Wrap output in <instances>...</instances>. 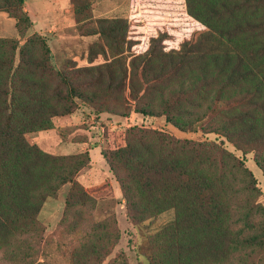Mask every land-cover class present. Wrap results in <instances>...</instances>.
Returning <instances> with one entry per match:
<instances>
[{
	"label": "trees",
	"instance_id": "16d2710c",
	"mask_svg": "<svg viewBox=\"0 0 264 264\" xmlns=\"http://www.w3.org/2000/svg\"><path fill=\"white\" fill-rule=\"evenodd\" d=\"M24 3L0 0L19 35L0 38V251L14 249L13 257L24 247L23 259L31 258L28 251L44 239L39 215L66 185L64 219L74 217L71 226L83 229L69 264H105L119 243L115 219L95 222L97 200L76 181L89 153L53 155L29 139L73 114L77 100L97 114L162 119L180 132L216 134L244 156L253 153L264 173V0H185L188 18L203 30L172 48L162 27L149 38L131 37L122 18L90 27L91 1L72 0L82 35L100 42L89 51L90 66L69 74L55 68L46 39L30 35ZM146 38L143 52L134 53ZM121 142L102 156L129 220L140 225L175 214L149 239L144 264H234L241 251L246 257L239 264H249L253 255L264 256V206L252 203L242 179L251 174L233 153L215 141L138 127L124 131ZM25 264L51 263L35 257Z\"/></svg>",
	"mask_w": 264,
	"mask_h": 264
},
{
	"label": "rangeland",
	"instance_id": "374dc122",
	"mask_svg": "<svg viewBox=\"0 0 264 264\" xmlns=\"http://www.w3.org/2000/svg\"><path fill=\"white\" fill-rule=\"evenodd\" d=\"M90 1L92 22L88 26H96L94 21L98 19L122 18L130 22L131 37L140 34L148 38L157 33L156 29L160 32L158 27H162L170 34L169 48L177 47L182 41L195 37L203 30L199 24L188 18L185 0H139V4L135 3L133 12L126 10L119 13L99 11L94 8L93 1ZM23 7L33 22L30 35L38 34L46 39L57 70L69 74L90 66L89 51L95 43L100 42V38L82 35L81 27L84 23L76 21L72 0H25ZM140 10L142 13H139ZM18 36L16 21L5 13V18L0 19V38ZM143 41L140 47L135 48L134 53L143 52L148 40L146 38L141 40ZM77 105L78 108L73 114L54 119L53 130L32 133L29 139L44 152L53 155L89 153L91 162L77 175L76 181L97 200V208L93 213L94 221L115 219L116 230L120 234V241L105 264L146 263L150 255L149 239L172 223L175 217L174 211H169L140 225H134L129 220L120 186L102 156L103 151L122 144L124 131L128 129L136 127L155 129L179 140L193 142L215 141L243 162L242 167L251 174L250 178H242L243 184L250 186L251 191L249 190L248 194L253 196L251 201L253 204L264 206V173L255 163L253 153L244 156L232 144L216 134L180 132L162 119L138 115H131L126 119L111 114H97L90 105L79 100ZM69 191L70 185H66L56 197L49 198L45 203L39 215V221L44 229V239L35 247L37 249L35 252L28 251L31 255L33 253L31 258L23 259L21 252L24 247L16 248L13 257L14 249L8 252L0 251V264H25L35 257L40 262L48 261L51 264L70 263V252L79 243L83 229L81 227L74 229L71 226L74 217L66 221L64 219ZM261 218L260 215L255 216L253 223L259 225ZM245 257L244 251L238 252L234 255L233 263L239 264ZM248 261L249 264H264V256L253 255Z\"/></svg>",
	"mask_w": 264,
	"mask_h": 264
},
{
	"label": "crops",
	"instance_id": "0c3cea01",
	"mask_svg": "<svg viewBox=\"0 0 264 264\" xmlns=\"http://www.w3.org/2000/svg\"><path fill=\"white\" fill-rule=\"evenodd\" d=\"M92 1L94 3L95 9H98L99 11H102V12H108V13L110 12L119 13V12H123L126 10H128L129 12H133L135 3L139 4V0H137V2L136 0H92ZM139 13H142V10H140ZM4 18H5V13L0 12V19H4Z\"/></svg>",
	"mask_w": 264,
	"mask_h": 264
}]
</instances>
